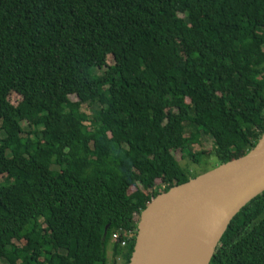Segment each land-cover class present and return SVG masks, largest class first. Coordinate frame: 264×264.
Segmentation results:
<instances>
[{
    "label": "trees",
    "instance_id": "1",
    "mask_svg": "<svg viewBox=\"0 0 264 264\" xmlns=\"http://www.w3.org/2000/svg\"><path fill=\"white\" fill-rule=\"evenodd\" d=\"M263 134L264 0H0V264H107L115 232L127 264L142 210L200 175L176 152ZM209 264H264V192Z\"/></svg>",
    "mask_w": 264,
    "mask_h": 264
},
{
    "label": "water",
    "instance_id": "2",
    "mask_svg": "<svg viewBox=\"0 0 264 264\" xmlns=\"http://www.w3.org/2000/svg\"><path fill=\"white\" fill-rule=\"evenodd\" d=\"M262 192L264 134L244 156L156 196L139 215L127 264H209L231 220Z\"/></svg>",
    "mask_w": 264,
    "mask_h": 264
},
{
    "label": "rangeland",
    "instance_id": "3",
    "mask_svg": "<svg viewBox=\"0 0 264 264\" xmlns=\"http://www.w3.org/2000/svg\"><path fill=\"white\" fill-rule=\"evenodd\" d=\"M241 50H248L247 47H242ZM111 57H108V63L110 62ZM11 104H16L19 101V97L15 94H11L8 98ZM70 100L75 102L77 99L74 96L70 97ZM82 111H84L87 115L92 117L93 115V108L84 104L81 107ZM204 142H199L195 146L189 148V152L192 154L201 153L202 155V162L201 164L194 163L191 158L188 156L187 152H176L175 158L178 160L179 165L184 169L188 170L192 174H203L213 169V167L218 165L217 158L214 155L209 156L207 153L212 148L211 139L208 137H204ZM140 188L143 190L148 196H151L154 192L158 191L161 188V185L157 182L153 187L148 188L144 187L140 183ZM115 241L113 238H110L106 245V253H107V264H114L113 257H112V249L115 245ZM115 264H122L120 260H117Z\"/></svg>",
    "mask_w": 264,
    "mask_h": 264
},
{
    "label": "built area",
    "instance_id": "4",
    "mask_svg": "<svg viewBox=\"0 0 264 264\" xmlns=\"http://www.w3.org/2000/svg\"><path fill=\"white\" fill-rule=\"evenodd\" d=\"M111 238L114 239V241L117 243L119 239L121 238V234L119 232H115L112 234ZM126 245V241H121L120 246L124 247Z\"/></svg>",
    "mask_w": 264,
    "mask_h": 264
}]
</instances>
